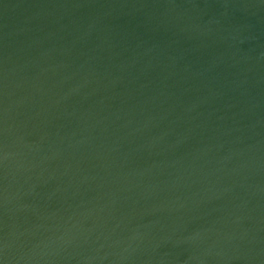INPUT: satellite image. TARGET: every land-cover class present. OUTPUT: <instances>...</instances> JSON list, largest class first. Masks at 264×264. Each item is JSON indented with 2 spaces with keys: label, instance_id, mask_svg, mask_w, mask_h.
I'll list each match as a JSON object with an SVG mask.
<instances>
[{
  "label": "water",
  "instance_id": "water-1",
  "mask_svg": "<svg viewBox=\"0 0 264 264\" xmlns=\"http://www.w3.org/2000/svg\"><path fill=\"white\" fill-rule=\"evenodd\" d=\"M0 264H264V0H0Z\"/></svg>",
  "mask_w": 264,
  "mask_h": 264
}]
</instances>
